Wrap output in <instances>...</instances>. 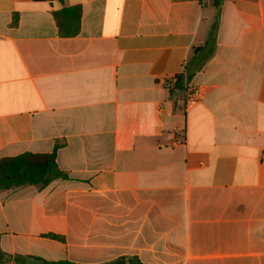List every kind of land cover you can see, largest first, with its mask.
Masks as SVG:
<instances>
[{"label": "crops", "instance_id": "0c3cea01", "mask_svg": "<svg viewBox=\"0 0 264 264\" xmlns=\"http://www.w3.org/2000/svg\"><path fill=\"white\" fill-rule=\"evenodd\" d=\"M55 146L0 264H264V0H0V158Z\"/></svg>", "mask_w": 264, "mask_h": 264}, {"label": "trees", "instance_id": "16d2710c", "mask_svg": "<svg viewBox=\"0 0 264 264\" xmlns=\"http://www.w3.org/2000/svg\"><path fill=\"white\" fill-rule=\"evenodd\" d=\"M73 10L74 9H71V11ZM66 11L70 10L62 9L55 15H58L59 13H65ZM77 14H79L78 9ZM76 24L78 25V22ZM76 30L77 27L73 32H76ZM196 52H198V49L195 50V53ZM208 56L209 54L206 55L205 58L207 59ZM190 75V70L186 68L185 74L179 75L177 77V81H188ZM56 150L57 146H55L52 153H22L13 157L0 158V190L15 189L24 185H35L39 188H43L55 179H65L66 175L57 169L55 163ZM46 236L53 239H61L54 234H48ZM12 261L14 263L27 264H73L64 261L47 262L34 256H15L13 257ZM124 262L125 259L120 258L103 264H124ZM129 262V264H141L138 261Z\"/></svg>", "mask_w": 264, "mask_h": 264}, {"label": "built area", "instance_id": "2783aa9c", "mask_svg": "<svg viewBox=\"0 0 264 264\" xmlns=\"http://www.w3.org/2000/svg\"><path fill=\"white\" fill-rule=\"evenodd\" d=\"M174 79H171L166 82V85L169 86L170 82H173ZM203 93L200 88L198 87H191L187 84L184 85V100L185 106H193L201 102Z\"/></svg>", "mask_w": 264, "mask_h": 264}]
</instances>
